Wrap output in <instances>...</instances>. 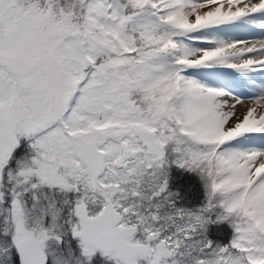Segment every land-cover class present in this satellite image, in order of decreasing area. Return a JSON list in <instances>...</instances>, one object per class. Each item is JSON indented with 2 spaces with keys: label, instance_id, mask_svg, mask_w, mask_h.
<instances>
[{
  "label": "snow or ice",
  "instance_id": "6c2138e0",
  "mask_svg": "<svg viewBox=\"0 0 264 264\" xmlns=\"http://www.w3.org/2000/svg\"><path fill=\"white\" fill-rule=\"evenodd\" d=\"M0 264H264V0H0Z\"/></svg>",
  "mask_w": 264,
  "mask_h": 264
}]
</instances>
